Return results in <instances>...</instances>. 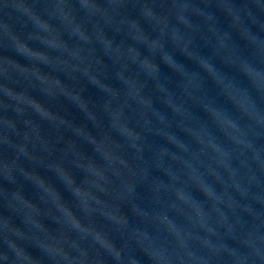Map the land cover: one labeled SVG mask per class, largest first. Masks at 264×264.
Listing matches in <instances>:
<instances>
[{
    "label": "water",
    "instance_id": "95a60500",
    "mask_svg": "<svg viewBox=\"0 0 264 264\" xmlns=\"http://www.w3.org/2000/svg\"><path fill=\"white\" fill-rule=\"evenodd\" d=\"M0 264H264V0H0Z\"/></svg>",
    "mask_w": 264,
    "mask_h": 264
},
{
    "label": "clouds",
    "instance_id": "9594fccd",
    "mask_svg": "<svg viewBox=\"0 0 264 264\" xmlns=\"http://www.w3.org/2000/svg\"><path fill=\"white\" fill-rule=\"evenodd\" d=\"M89 7H94V5L89 4ZM66 19H68V15L65 14ZM70 23L73 25V32L77 34L81 39L87 40L89 37L87 34L78 26L75 25L73 21L69 20ZM42 27L44 28L45 31H50L49 26L47 24H42ZM44 42L48 44V46L54 48V49H62L65 48L66 46L60 42L59 40L52 38L49 39L47 37L43 38ZM110 46V45H109ZM18 50L21 51L22 53L26 54L29 57H32L33 59L46 63V64H52L54 63V60L52 57H50L46 52L38 51V50H33L30 47H28L26 44L23 43H17ZM144 68L146 71H149L147 68V65H144ZM23 72H28V69H21ZM33 75L37 77L42 83L50 85L49 91H51L52 86H59L58 81H50L48 77L41 75L38 70H33L32 72ZM8 92L9 95H15L14 93L11 92V90H5ZM18 100H20L22 103L28 104L30 107H32L38 114H40L43 118L49 119V120H55L57 117L51 113L42 103L39 101H36L35 99L25 97V96H17L16 97ZM61 175L64 176L66 180L70 181V178L67 176V174L64 172L63 169L58 168L57 169ZM33 179L36 180V182L40 185L41 188L52 198L53 202L56 204V206L59 208V210L64 214V217L66 220L74 225L77 228H81L83 231H87L86 229H83L82 226L80 225L79 221L76 219V217L72 214L71 210L67 209L64 207L62 204L59 202V198L56 195L55 191L47 186L45 182L39 178V177H33ZM79 194V189L76 190ZM182 199H185L183 196L181 197ZM198 216V215H197ZM199 217V216H198ZM201 220V218H200ZM202 222V220H201ZM203 223V222H202ZM209 231H212V229H209ZM99 238V237H97Z\"/></svg>",
    "mask_w": 264,
    "mask_h": 264
}]
</instances>
